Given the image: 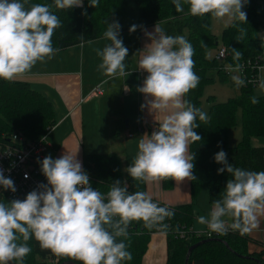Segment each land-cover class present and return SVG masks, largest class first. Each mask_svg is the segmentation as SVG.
<instances>
[{"label": "clouds", "instance_id": "obj_1", "mask_svg": "<svg viewBox=\"0 0 264 264\" xmlns=\"http://www.w3.org/2000/svg\"><path fill=\"white\" fill-rule=\"evenodd\" d=\"M26 2V0H25ZM99 0H89L96 7ZM190 14L215 18L225 16L246 22L242 11L247 0H183ZM177 12H183L182 0H173ZM57 9L83 6V0H54ZM61 27L58 16L46 4H33L30 8L20 0H0V79L14 81L28 73L37 62H45L55 55L52 36ZM118 21L108 23L103 38L110 41L96 55L102 62L98 70L110 78L128 76L125 60L128 48L120 37ZM132 25L129 32H135ZM243 29L238 39H243ZM151 43L140 50L138 68L147 73L137 91L145 97L141 109L147 108L156 127L138 141L133 163L126 169L134 180L158 182L171 179L176 182L196 179L193 175L194 154L190 145L202 139L195 131L196 123L207 122L208 114L194 107L185 96L197 87L200 78L194 71V48L184 36H171L155 26L145 31ZM242 52L233 49V60L239 61ZM226 65V70L239 72ZM237 87L244 79L233 75ZM125 90H129L127 85ZM264 90V80L259 84ZM252 104L259 103L257 96ZM216 163L223 165L230 177L220 199L214 200L208 217H197V222L219 235L231 229L241 235L250 234L264 217V171H249L228 163L223 150L214 155ZM47 183L38 184L25 199L0 202V264H23L32 251L28 241L35 239L42 249L54 255L67 257L80 264H122L132 260L124 239L133 221H142L152 229L174 216L167 207L159 206L147 192H130L127 183L116 180L106 194L96 190L89 175L83 170L76 153L65 152L59 158L51 155L39 161ZM27 174L25 179H27ZM0 187L17 191L14 181L0 171ZM225 218H229L228 223ZM124 238V239H118Z\"/></svg>", "mask_w": 264, "mask_h": 264}, {"label": "trees", "instance_id": "obj_2", "mask_svg": "<svg viewBox=\"0 0 264 264\" xmlns=\"http://www.w3.org/2000/svg\"><path fill=\"white\" fill-rule=\"evenodd\" d=\"M139 8L140 21L137 26L160 25L165 33L171 36H183L194 48V71L200 81L195 89L186 96L194 107L208 114L205 123L197 117L200 127L195 131L202 139L190 145L189 151L194 154L193 175L190 180L191 200L188 203L169 205L153 198L159 206L167 207L174 216L163 221L167 227L156 226L148 229L142 221H133L128 228L129 236L124 239L127 250L132 254V260L122 264H143L151 235L163 231L167 235V260L165 264H186L187 255L192 245L199 243L190 252L188 264H264L263 252L251 253L248 250L249 234L241 235L238 231L229 229L226 235L212 232L211 236L193 231L196 200L203 189L208 190L209 203L220 199L226 182L230 177L226 171L218 174L217 169L223 167L214 160V155L223 150L227 153V161L234 167L249 171H264V146H254L252 138L264 137V96H257L259 103L252 104L255 96L254 85L244 84L240 87L238 96L226 101H216L213 96L208 98V111L201 106L204 86L212 81L207 72L217 70L221 79L227 76L222 71V64L216 55L208 57L210 48H218V39L211 32L212 15L193 16L189 5L184 3L183 12H177L173 0H134ZM26 8L33 4H46L58 16L61 27L54 30L52 45L56 52L73 45L103 38L108 23L121 21L126 14L127 0H99L96 7L89 6V0L83 6L72 9H57L54 0H20ZM242 11L246 13V22L233 18V21L223 30L222 45L226 47L225 63L242 64L264 53V38L260 36L264 28V0H247ZM243 29V39L241 36ZM125 29L121 27L120 32ZM219 49V48H218ZM233 49L242 52L239 61L233 60ZM55 52V53H56ZM241 111L242 139L231 146L229 133L237 125V115ZM56 114L52 102L32 84L22 78L14 81L0 79V145L11 144L13 133L21 132L29 140H37L56 125ZM117 131H115L116 133ZM83 170L89 175L92 186L106 194L112 183L120 180L127 183L129 191H134L133 178L123 169L119 154L96 153L83 158ZM174 180H161L165 190L174 187ZM1 197L0 202H10ZM231 223L229 218H225ZM32 251L24 258L23 264H44L45 259L51 264H80L67 257L54 255L50 250L42 249L35 239L28 241Z\"/></svg>", "mask_w": 264, "mask_h": 264}, {"label": "crops", "instance_id": "obj_3", "mask_svg": "<svg viewBox=\"0 0 264 264\" xmlns=\"http://www.w3.org/2000/svg\"><path fill=\"white\" fill-rule=\"evenodd\" d=\"M137 24L139 22L132 25ZM132 25L122 26L121 21V27L125 30L120 32V37L129 50L124 62L126 72L130 73L128 76L110 78L98 70L102 60L96 55L95 50L102 49L110 43L104 38H99L58 51L52 59L37 62L21 77L29 81L33 88L44 93L54 106L57 123L46 137L48 155L51 153L53 159L68 151L76 153L77 159L83 165V158L88 154L112 152L119 154L115 150L106 152L110 145L106 138L112 133L113 137L114 135L119 137L124 131L128 138L127 142L125 140L123 150L127 169L137 154L139 139L145 133L150 134L156 127L147 108L141 109L145 97L137 91V87L143 85L147 75L138 68L140 50L145 44L151 43L145 36V31L153 32L156 25L137 26V30L130 33ZM261 76L262 81L264 69ZM97 85H102L105 92L101 96H92V89ZM125 85L129 90H125ZM260 91L263 94L259 96H264V90ZM252 144L264 146V137L252 138ZM119 156L122 157L120 154ZM125 173L128 174L127 171ZM143 182L133 179L134 191L147 192L153 198L173 206L191 200L188 179L175 181L171 190L163 189L161 181L146 182L145 185ZM211 208L208 190L205 188L196 200L193 231L201 233L206 230L207 226L199 224L197 217L201 215L208 217ZM259 219V227L249 234L248 250L251 253L264 254V217ZM166 260L167 235L163 231H158L151 235L143 264H165Z\"/></svg>", "mask_w": 264, "mask_h": 264}, {"label": "built area", "instance_id": "obj_4", "mask_svg": "<svg viewBox=\"0 0 264 264\" xmlns=\"http://www.w3.org/2000/svg\"><path fill=\"white\" fill-rule=\"evenodd\" d=\"M83 0V5H84ZM227 57L226 47L221 45L216 54V58L223 63L222 71L227 75H238L244 79L245 84L256 86L261 82V71L264 69V53L243 62L239 72L226 70V65L235 68L236 65L225 63ZM105 92L104 87L97 85L92 89V96H101ZM11 144L0 145V171L5 177H10L15 184L17 191L4 190L0 187V198L6 197L10 200L25 199L26 195L37 188L40 183H47L46 177L41 172V165L38 162L48 156V142L46 134L37 140L27 139L23 133L16 132L11 136ZM27 174V179L25 175ZM201 234L211 236L212 232L206 228Z\"/></svg>", "mask_w": 264, "mask_h": 264}, {"label": "rangeland", "instance_id": "obj_5", "mask_svg": "<svg viewBox=\"0 0 264 264\" xmlns=\"http://www.w3.org/2000/svg\"><path fill=\"white\" fill-rule=\"evenodd\" d=\"M140 21V14H139V8L138 5L134 0H127V8H126V14L122 19V26H129L134 23H137ZM233 21V18L225 16L223 18H215L211 17L210 20V29L211 32L217 37L218 39V48L222 45L221 41V35L223 30ZM186 38V33L183 35ZM260 36L264 38V28L261 29ZM218 48H210L207 52L208 57H213L217 54ZM208 76L212 78V81L207 83L204 86L203 94L201 97V106L204 110L208 111V108L210 106V102L208 98L210 96H213L216 101H226L229 98L238 96L240 87H237L234 84V81L232 80V76H230L228 79L224 80L221 79L219 73L215 69H211L207 72ZM262 79V76H261ZM102 86V85H101ZM103 87V86H102ZM37 90V89H36ZM254 95L259 96L262 95L263 92L260 91L259 84H257L253 89ZM237 125L233 128H231L229 133V144L231 146L237 145L240 140L242 139V121H241V111L238 112L237 115ZM95 124L97 125V122L95 121ZM51 130V129H50ZM49 130V131H50ZM123 130V129H122ZM49 131L46 134L49 133ZM114 133L110 134V136L106 138L107 143L110 145L107 147L106 152H111L112 150H115L118 152L122 157V163H123V169L126 171L127 164L124 159V145L125 140L127 142V136L126 132L122 131V134L113 137ZM97 139V137H95ZM51 155V153H50ZM53 156V155H51ZM130 166V165H129ZM146 182H143V185H145ZM53 261H51L49 258L45 259L44 264H51Z\"/></svg>", "mask_w": 264, "mask_h": 264}, {"label": "water", "instance_id": "obj_6", "mask_svg": "<svg viewBox=\"0 0 264 264\" xmlns=\"http://www.w3.org/2000/svg\"><path fill=\"white\" fill-rule=\"evenodd\" d=\"M201 242H203V241H201ZM201 242L196 243V244H194V245H192V246L190 247L189 252H188V255H187V261H186V264H188V259H189L190 252L193 250V248H195V247H196L198 244H200ZM10 264H11V262H10ZM12 264H15V262H12ZM69 264H73V263H69Z\"/></svg>", "mask_w": 264, "mask_h": 264}, {"label": "bare ground", "instance_id": "obj_7", "mask_svg": "<svg viewBox=\"0 0 264 264\" xmlns=\"http://www.w3.org/2000/svg\"><path fill=\"white\" fill-rule=\"evenodd\" d=\"M202 233V232H201Z\"/></svg>", "mask_w": 264, "mask_h": 264}]
</instances>
